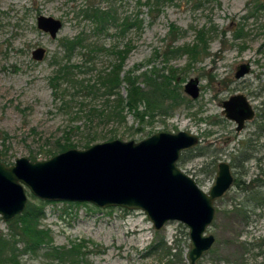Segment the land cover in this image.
Returning <instances> with one entry per match:
<instances>
[{
	"label": "rangeland",
	"instance_id": "1",
	"mask_svg": "<svg viewBox=\"0 0 264 264\" xmlns=\"http://www.w3.org/2000/svg\"><path fill=\"white\" fill-rule=\"evenodd\" d=\"M91 1L104 7L112 4L122 19L139 16V29L118 35L111 28L98 38L106 48L131 45L122 75L134 70L137 75L156 71L174 76L170 87L177 89L182 103L174 106L172 99H165L162 112L150 111L142 102L139 115L126 107L123 120L92 123L85 113L104 104L106 97L61 93L68 87L55 79L57 61L65 58L60 40L81 33L92 37V23L80 14ZM147 1L0 0L1 159L8 164L22 156L48 159L62 152L58 144L65 142L85 149L113 139L141 141L159 131L191 132L199 142L182 153L178 166L207 192L220 162L230 163L235 176L230 190L215 201V218L207 231L215 242L196 264H264V205L252 198L257 192L264 194V0H165L160 11H152ZM40 15L62 21L56 38L38 28ZM40 46L46 55L39 61L32 52ZM178 47L187 50L172 55ZM192 48L198 50L194 56L188 52ZM100 54L95 63H88L91 69L78 71L80 78L94 79L110 68V55ZM70 62L82 64L80 50ZM243 63L251 65L250 72L237 78ZM192 78L200 81L197 98L185 91ZM56 83L61 87L57 94ZM126 86L121 87L123 97ZM141 86L151 89L145 82ZM236 94H243L256 111L241 131L223 107ZM197 152L201 155L195 156ZM26 192L28 203L43 201L28 187ZM43 206L41 227L50 230L56 246L80 244L81 264H190L189 229L179 221L157 230L142 210L48 200ZM8 222L0 215L1 232H9ZM20 264L62 263L42 249L22 254Z\"/></svg>",
	"mask_w": 264,
	"mask_h": 264
},
{
	"label": "water",
	"instance_id": "2",
	"mask_svg": "<svg viewBox=\"0 0 264 264\" xmlns=\"http://www.w3.org/2000/svg\"><path fill=\"white\" fill-rule=\"evenodd\" d=\"M37 26L56 38L63 23L40 15ZM32 55L43 60L46 49L37 47ZM250 69L249 63L241 64L236 77L245 76ZM199 82L192 78L185 85L193 98L200 94ZM223 107L226 117L237 123V131L255 116L243 94L231 96ZM198 142L199 137L188 131H159L141 141L113 139L85 149L70 148L42 160L22 156L7 164L0 155V215L10 221L24 212L26 187L41 200L142 210L157 230L169 221L183 223L189 229L190 264H196L215 242V236L207 232L215 218V201L235 180L230 163L222 161L207 192L178 166L182 153Z\"/></svg>",
	"mask_w": 264,
	"mask_h": 264
},
{
	"label": "trees",
	"instance_id": "3",
	"mask_svg": "<svg viewBox=\"0 0 264 264\" xmlns=\"http://www.w3.org/2000/svg\"><path fill=\"white\" fill-rule=\"evenodd\" d=\"M164 1L148 0L147 3L150 5L152 11H160L159 6ZM80 14L92 23V37L81 33L74 38H62L60 40L65 58L56 60L58 67L55 79L60 82L63 81L67 85L68 88L63 91L61 90L63 95H69L72 98H107L104 99V104L100 107L95 105L85 113V117L89 122L95 119L103 122L118 118L123 120L125 117L123 111L126 107L132 112L134 110V113L139 115L140 112L138 114L137 111L142 102H145L147 108L151 109L150 111L158 109L162 112L166 111V107L163 106L165 99H172L174 101L172 105L174 106L182 103L183 98L180 97L177 89L170 87L174 76L157 74L156 71H153L151 74L143 72L137 75L134 73V70L127 71L125 75H122L124 63L131 50V45L126 44L122 49L118 45L106 48V46L99 42L98 38L104 33H108L111 28L118 30V35H123L132 28L139 29L141 27L139 16H135L134 18L126 16L122 19L116 7L112 4L104 7L96 1H91L86 6L80 8ZM78 50H80L83 56V62L82 64H73L70 62L72 55ZM181 50L187 49L178 47L172 50V55L177 54ZM188 52H191L192 56H194V54L198 53V50L197 48H192ZM100 53L110 55L112 60L110 68L99 71L94 79L80 78L78 71H82V68L91 69L93 65L90 66V64L96 62V59L101 55ZM64 60H66L65 63H63ZM141 77L144 78L143 81L140 80ZM142 82L149 85L151 89H143L141 86ZM124 83L127 84L128 94L126 97H123L121 94V87ZM54 88L57 94L61 88L60 84L56 83ZM112 96H115L113 104V101H111ZM145 113L143 112L141 117H144ZM93 116L94 119H92ZM77 128L79 127L77 126ZM70 148H74V144L66 142L58 144V150L60 151ZM189 150L191 151V149L185 151ZM197 155H201V152H197L195 156ZM33 159L37 160L36 157ZM252 198L258 205H264L263 193L257 192ZM45 201H41V204L28 203L22 214H18L13 220L8 222L9 232L3 233L0 231V264H20L22 254H37L42 249H46V255L51 259L57 260L62 264H81L83 262L84 253L81 251L80 244L74 245L71 248L56 246L53 244L50 230L41 227V219L45 216L43 206Z\"/></svg>",
	"mask_w": 264,
	"mask_h": 264
},
{
	"label": "flooded vegetation",
	"instance_id": "4",
	"mask_svg": "<svg viewBox=\"0 0 264 264\" xmlns=\"http://www.w3.org/2000/svg\"><path fill=\"white\" fill-rule=\"evenodd\" d=\"M255 114H256V111H255ZM252 120V119H251ZM248 121H250V120H248ZM244 129V128H243ZM234 182H235V180H234ZM234 184V183H233ZM229 191V190H228Z\"/></svg>",
	"mask_w": 264,
	"mask_h": 264
}]
</instances>
